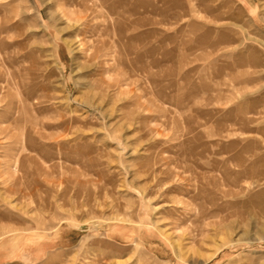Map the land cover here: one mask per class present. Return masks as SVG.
<instances>
[{
	"label": "rangeland",
	"instance_id": "obj_1",
	"mask_svg": "<svg viewBox=\"0 0 264 264\" xmlns=\"http://www.w3.org/2000/svg\"><path fill=\"white\" fill-rule=\"evenodd\" d=\"M60 225L30 264H264V0H0V239Z\"/></svg>",
	"mask_w": 264,
	"mask_h": 264
},
{
	"label": "crops",
	"instance_id": "obj_2",
	"mask_svg": "<svg viewBox=\"0 0 264 264\" xmlns=\"http://www.w3.org/2000/svg\"><path fill=\"white\" fill-rule=\"evenodd\" d=\"M83 229L60 225L52 232L34 235H10L0 239V264H30L41 262L51 254L66 251L77 245ZM94 237L111 238V242L124 244L136 242L141 235H131L127 228L120 224L97 225L91 229ZM109 238V240H110Z\"/></svg>",
	"mask_w": 264,
	"mask_h": 264
},
{
	"label": "bare ground",
	"instance_id": "obj_3",
	"mask_svg": "<svg viewBox=\"0 0 264 264\" xmlns=\"http://www.w3.org/2000/svg\"><path fill=\"white\" fill-rule=\"evenodd\" d=\"M90 12H91V11H90ZM80 14H81V13H80ZM68 15H69V14H68ZM77 16H78V15H77ZM68 17H70V15H69ZM91 18H92V17H91ZM87 20H88V19H87ZM113 32H114V31H113ZM11 60H12V59H11ZM113 86H115V85L112 84V87H113ZM28 103H29V102H28ZM28 103H27V104H28ZM36 118H37V117H36ZM35 121H36V120H35ZM35 121H32V122H31V124H32V130H34V131H38V130H39V129H38L39 126H38V124H37ZM24 125H25V124H24ZM41 127H42V126H41ZM24 128H25V127H24ZM30 128H31V127H30ZM42 130H43V128H42ZM53 131H54V130H53ZM43 138H44V137H43Z\"/></svg>",
	"mask_w": 264,
	"mask_h": 264
}]
</instances>
